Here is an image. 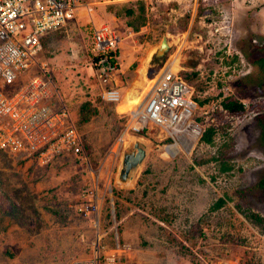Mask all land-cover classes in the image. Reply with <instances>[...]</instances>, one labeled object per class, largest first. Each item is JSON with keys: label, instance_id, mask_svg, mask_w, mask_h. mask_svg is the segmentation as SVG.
<instances>
[{"label": "rangeland", "instance_id": "obj_1", "mask_svg": "<svg viewBox=\"0 0 264 264\" xmlns=\"http://www.w3.org/2000/svg\"><path fill=\"white\" fill-rule=\"evenodd\" d=\"M138 2L100 0L89 15L82 12L45 37L42 59L73 119L85 101L99 113L79 129L80 158L40 164L0 150V264H68L95 251L98 264H264V189L258 186L264 144L256 119L264 108L214 114L219 131L212 145L157 128L137 134L125 112L102 99L90 68L91 26L107 23L121 38L118 53L126 50L134 62L124 72L119 62L113 75L122 97L132 88L148 92L141 77L152 85L178 52V74L199 69L198 79L224 83V92L246 107L264 105V71L246 55H264V0H198L197 18L195 0H146L148 16L137 27ZM163 37L169 48L154 64L148 54ZM194 53L200 55L195 63ZM192 99L194 121L210 104L199 109ZM129 136L143 140L145 157L122 178L123 157L134 149ZM172 145L176 152H166ZM222 163L228 168L221 170ZM218 197L226 202L213 208ZM96 203V210L83 211Z\"/></svg>", "mask_w": 264, "mask_h": 264}, {"label": "built area", "instance_id": "obj_2", "mask_svg": "<svg viewBox=\"0 0 264 264\" xmlns=\"http://www.w3.org/2000/svg\"><path fill=\"white\" fill-rule=\"evenodd\" d=\"M171 2L173 0H155ZM100 0H0V150L40 164L58 156L84 154L80 130L42 59L43 39L82 12L89 15ZM198 0L195 6L198 7ZM121 38L107 23L91 26L90 65L103 86L101 97L116 104L120 91L112 83L118 73ZM202 71H200L201 74ZM193 87L178 71L163 66L141 103L124 114L135 133L157 128L171 137L197 138L201 127L191 120L197 108ZM245 106V104H244ZM203 114L227 112L214 101ZM233 114H231V117ZM96 210L97 203L85 212ZM99 249V242L95 250ZM92 256L68 264H98Z\"/></svg>", "mask_w": 264, "mask_h": 264}, {"label": "trees", "instance_id": "obj_3", "mask_svg": "<svg viewBox=\"0 0 264 264\" xmlns=\"http://www.w3.org/2000/svg\"><path fill=\"white\" fill-rule=\"evenodd\" d=\"M140 2V3H139ZM139 6H140V10L141 15L138 16V18L141 20L140 22H138V26L140 25H144V19H147L146 16V11H147V7H146V0H139ZM165 5H168L167 3H165ZM203 11V6H198V10L196 13V18L199 17L201 15ZM145 12V14H144ZM115 14V13H114ZM127 14L129 16H131L133 14V10H128ZM118 15V14H117ZM117 15L115 14V16L117 17ZM154 17V16H152ZM149 18V17H148ZM129 26V24H127ZM136 27V28H137ZM45 39V37H44ZM43 39V41H44ZM44 47V45H43ZM113 54L115 55V57L119 58V53L118 51L114 50ZM90 55L92 56L93 53L92 51H90ZM247 55V60L250 61L251 63H258L259 66L262 67V70L264 71V55H256L255 56ZM235 59H237L236 55H233ZM119 60V59H118ZM233 61V60H232ZM120 64V63H119ZM132 65L134 66V63H132ZM131 65V66H132ZM200 71L199 69H195L194 71L191 72H180V76L187 82L189 83L192 87H193V97L197 99V102L199 104V109H202L203 107H205V105H209L214 101H220L222 107L231 114H241L244 113V111L247 110H252V109H257V110H261L264 108V105L262 103H254V104H249L247 107L244 106V103L237 99L236 97L232 96L231 94L229 95L227 92H224V83L216 81L215 85H209V83L207 82V80H203L202 78L198 79V76H200ZM197 104V103H196ZM99 113V109L98 107H96L95 105H93L90 101H85L84 103H82L80 105L79 108V118L77 119V121L75 120V124L77 126L78 129H80L81 125L87 123L90 121V119L93 116H96ZM203 113V112H202ZM216 115V113H214ZM214 114H212L209 118H206V115H195L193 117V120L198 123L201 127V132L200 135L198 136V142L200 143H204V144H208V145H212L215 137L218 134L219 128L218 126H216L217 123V119L218 117H215ZM218 116V114H217ZM127 118V117H126ZM204 118V120H203ZM207 119H211V123H206ZM216 119V121H215ZM257 122L261 127V134H260V138L262 143L264 144V111H262L261 113H259L256 116ZM206 124V125H205ZM139 133H144L143 132H139ZM137 133V134H139ZM70 157H73L74 159L78 158L75 155H69ZM67 156V157H69ZM214 157V156H213ZM216 158V157H215ZM21 159V158H20ZM228 167L224 166V163L221 164V170H225ZM258 186L261 187L262 189H264V176L259 180L258 182ZM108 201L109 197L106 198ZM226 202V197H218V199L216 200V202L213 205V208H217L220 207L221 205L225 204ZM114 203L115 210H119L117 203H119V195L116 194V196L114 197ZM107 220L108 222L111 221V214L108 213L107 215ZM254 216V215H253ZM254 217H258L257 215Z\"/></svg>", "mask_w": 264, "mask_h": 264}, {"label": "water", "instance_id": "obj_4", "mask_svg": "<svg viewBox=\"0 0 264 264\" xmlns=\"http://www.w3.org/2000/svg\"><path fill=\"white\" fill-rule=\"evenodd\" d=\"M169 48L167 38L163 37L160 44L155 46L149 52V56H154L153 62L154 64L160 63L162 61L163 54L167 52ZM193 62L195 63L198 57L200 56L198 53L193 54ZM145 144L141 141H135L134 149L126 153L122 160L121 167V176L122 178H126L129 172L134 169L145 157Z\"/></svg>", "mask_w": 264, "mask_h": 264}, {"label": "bare ground", "instance_id": "obj_5", "mask_svg": "<svg viewBox=\"0 0 264 264\" xmlns=\"http://www.w3.org/2000/svg\"><path fill=\"white\" fill-rule=\"evenodd\" d=\"M180 51V50H179ZM149 56V55H148ZM167 58V57H166ZM179 61H180V55H179V53L178 52H176L175 53V55L174 56H172L171 57V59L169 60V66L171 67V70H178L179 69ZM146 60H144V62H143V64H142V66H141V68H139L138 69V72L140 71V72H142V74H145V67H146ZM141 79L143 80L142 82L144 83V81H145V83H146V85H147V87H146V89H148L150 86H151V82H147L146 80H145V76H142L141 77ZM137 83H139L140 84V82H138L137 81ZM144 83V84H145ZM137 86V85H136ZM132 91V90H131ZM130 90L129 91H126L125 93H124V97H123V99L122 100H120V102H119V104H118V108H117V110L118 111H125V110H127L128 108H130V107H133V108H131V109H134V108H136L139 104L138 103H141V98L147 93V90L146 91H141L140 93H136L135 91H134V93L133 92H131ZM131 93H133V94H131ZM132 97H134L133 99H131ZM138 104V105H137ZM127 134V133H126ZM126 137H127V135H126ZM129 137H132V138H129L128 139V141L130 140V141H132V140H134V141H143L141 138H138V137H136V136H129ZM122 140V139H121ZM146 143V142H145ZM176 144V143H175ZM177 148H178V146L177 145H172L171 146V149L169 150V148L168 149H165L166 150V152H169V153H171V154H173L174 152H176V150H177ZM34 162V161H33ZM119 173V172H118ZM126 185V184H125Z\"/></svg>", "mask_w": 264, "mask_h": 264}, {"label": "crops", "instance_id": "obj_6", "mask_svg": "<svg viewBox=\"0 0 264 264\" xmlns=\"http://www.w3.org/2000/svg\"><path fill=\"white\" fill-rule=\"evenodd\" d=\"M130 60H131V57H130V55L126 52V50H122V51L119 50V62L121 63L120 70H121L122 72L126 71V69L129 68L130 64H132V62H131ZM133 63H134V62H133ZM131 90H132V91H131ZM131 90H130V91L133 92V93H134V91L136 92V90H134V88H132ZM133 93H131V94H133ZM136 93H137V92H136ZM123 97H124V95H123ZM123 97H122V95H121V99H120V100H122ZM133 98H134V97H132L131 99H133ZM120 100L116 103V110H117V108H118L117 106H118ZM138 104H140V103H138ZM138 104H137V105H138ZM131 108H133V107H130V108H128V109L125 110V111H118V110H117V112H119V113H124V112L128 111V110L131 109Z\"/></svg>", "mask_w": 264, "mask_h": 264}]
</instances>
